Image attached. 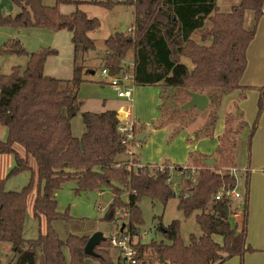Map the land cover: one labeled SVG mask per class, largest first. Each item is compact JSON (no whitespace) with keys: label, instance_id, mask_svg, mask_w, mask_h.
Here are the masks:
<instances>
[{"label":"trees","instance_id":"16d2710c","mask_svg":"<svg viewBox=\"0 0 264 264\" xmlns=\"http://www.w3.org/2000/svg\"><path fill=\"white\" fill-rule=\"evenodd\" d=\"M10 1L18 11L6 16L0 13V27L67 30L74 56L95 49L88 34L99 27V21L88 18L78 8L63 15L60 5L93 4L106 10L118 5L132 7L134 23L130 35L114 33L103 41L102 69L110 76L128 70L126 59L131 53L135 85L205 92L208 105L215 106L220 103L221 92L239 90L236 103L245 98L240 81L247 66L246 51L264 14V0H239L225 13L219 11L217 0H53L52 6H47L45 0ZM248 13L251 17L247 24ZM196 34L198 40L194 39ZM0 54L27 59L23 67H12L8 75L0 71V125L6 130L5 140H0V155L14 157L10 176L24 171L31 174L26 186L17 192L6 191L5 180H0V244H8L11 253L5 264H111L108 240L94 248L95 256L90 257L84 253L88 238L70 235L61 240L52 226L68 217L67 212H56L54 194L70 180L76 181L75 194L111 191L113 198L105 218L113 220L117 210L126 209L131 234L142 224L139 203L143 198L163 206L175 198L183 217L194 216L199 234H190L186 243L180 237L177 220L167 226L159 224L161 240L136 242L138 264H223L233 257L242 261L246 253L254 252L246 244L247 176L239 222L231 225L229 213L224 214L231 202L215 201L214 197L221 189L236 188L234 174L221 173L215 164L205 165L206 158L199 161L200 167L194 171L175 168L182 173L175 195L166 185L168 167L153 172L147 166L133 170L122 161L125 149L116 112L82 113V136H72L71 120L83 105L78 92L85 81L75 59L72 78L60 80L44 75L45 62L57 54L55 49L28 53L20 42L11 40L2 45ZM182 59L188 60L190 67ZM256 89L257 114L248 127V151L264 111V84ZM215 119L216 114L210 127ZM246 126L242 123V128ZM15 146L22 149L23 156ZM33 192L32 215L38 222L45 221V230H39L35 239L26 240L23 226L27 199ZM124 193L127 201L121 198ZM215 237L221 238V242H216Z\"/></svg>","mask_w":264,"mask_h":264},{"label":"rangeland","instance_id":"374dc122","mask_svg":"<svg viewBox=\"0 0 264 264\" xmlns=\"http://www.w3.org/2000/svg\"><path fill=\"white\" fill-rule=\"evenodd\" d=\"M238 1L217 0V7L220 12L225 13ZM44 3L47 6L54 5L53 0H45ZM77 8L83 11L88 18H96L99 21V27L88 34L95 45L93 51L77 52L74 56L70 33L67 30L53 31L38 28L17 30L10 26L0 27V48L4 43L11 40L20 42L28 53L36 52L40 48H55L58 55L47 58L44 74L47 77L62 80L72 78V62L75 59L82 68V78L89 81L82 83L79 87V98L83 105L79 113L71 120L72 136L75 138L82 136L84 130L81 119L82 113L100 114L113 111L117 112L120 117L127 114L128 118L121 119V122L131 123L135 134L139 132L145 135L142 141L134 144V157H129L124 153L121 158L127 164L130 162L133 170L138 165L149 167L151 172L159 167H169L171 170L179 167L194 169L200 167L199 157L203 154L207 155L208 159L215 161L214 164L221 173L229 171L235 174L238 192H245V178L247 176L248 239L254 244H261L264 235L262 232L264 195L258 192L251 193L250 180L252 173H256L255 171H264V136L261 134L262 129L260 127L264 111L259 116L249 151L247 148L248 127L255 121L257 114L256 89L243 86L246 91L245 98L239 103H236L240 94L239 90L221 92L220 103L217 106L210 104L203 111L194 108L182 109V106L189 100L188 94L185 93L186 90L165 88L163 85L157 87L135 85L133 101L120 100L109 87L101 84L100 72L103 62L100 59H102L105 52L103 41L106 38L114 33L130 35L131 32L129 31L134 23L133 8L118 5L111 10H106L98 5L81 4L78 7L60 5L59 11L63 15H68ZM17 11V8H13L10 14L14 15ZM0 13L2 16L7 15L3 10H0ZM250 17L251 15L248 13L247 24ZM194 39L198 40V34L194 35ZM253 41L257 50V60L259 61L262 58V61H264V15L260 18L258 28L251 42ZM26 61L25 57L0 54V71L2 74L8 75L13 66L23 67ZM126 61L130 66L132 63L131 53L128 54ZM181 62L190 67L188 60L182 59ZM91 71H94L92 76H90ZM250 90L256 92L250 94ZM205 94L204 92L201 95ZM235 103L237 108L242 111V120L247 125L243 130L242 120L239 110L234 105ZM215 114L216 119L210 127L209 123ZM134 122L137 123L135 126H133ZM221 134L222 136H220ZM219 136L221 139H219ZM5 137L6 130L0 125V140H5ZM233 144L234 151L232 150ZM15 149L21 156L24 155L20 147L15 146ZM14 164L15 161L12 155H0V180H5L6 191H20L26 186L31 176L27 171L10 176ZM30 166L33 169L35 168L32 160H30ZM76 189V181L70 180L65 182L54 194L56 212L60 214L67 212L68 215L66 219L57 220L52 224L61 240H65L70 235L89 239L95 234H100L105 240H109L120 229H123V231L129 229L128 216H126V209L124 208L117 210L113 220L105 218L108 206L113 198L111 191L104 190L102 193H97L94 199H91L85 192L75 194ZM34 196L35 192L29 195L27 199L23 226V238L26 240L35 239L39 230L42 233L45 230V221L38 222L32 215ZM121 198L123 201H127V194L124 193ZM176 205L177 200L175 198L170 199L165 206L157 201L143 198L139 203L142 224L133 230L136 231V238L133 241L135 240L140 244H148L152 240L159 241L162 239L158 230L159 224L167 226L175 220L180 223V237L184 243L188 241L190 234L198 235L199 229L194 216L183 217L182 213L177 210ZM241 207L242 199H235L229 205L228 213L231 225L235 224L232 215L235 210L241 214ZM117 222L120 224L118 225ZM108 252L111 264H118V250L109 246ZM10 255V246L1 243L0 263L5 264ZM226 264H264V251L258 252L256 250L246 253L242 261L234 258Z\"/></svg>","mask_w":264,"mask_h":264},{"label":"built area","instance_id":"2783aa9c","mask_svg":"<svg viewBox=\"0 0 264 264\" xmlns=\"http://www.w3.org/2000/svg\"><path fill=\"white\" fill-rule=\"evenodd\" d=\"M100 79L101 82L106 83V85H108V87L112 90V92L116 95L118 99L126 100L127 102L133 101V91L135 84L133 81L132 63L129 66L128 70H123L116 76H110L108 75L107 70L102 69L100 72ZM123 118L127 119L128 115H123ZM118 133L121 136V144L125 149V153L129 155V157H134L133 147L134 144L137 143L138 134L137 132L136 134L134 133V129L132 128L131 123H127L126 121H124L123 123L121 122L120 126L118 127ZM127 167L132 168V164L129 162L127 164ZM138 167L142 168L140 165H138L136 168ZM163 168L164 167H159L158 169L161 170ZM169 170L171 169L169 168ZM173 170H175V168ZM173 170H171V172L169 171V175L166 179V185H168L176 195L179 192L182 173ZM194 170L195 168L192 169V171ZM214 199L215 201L227 200L232 202L235 199L241 200L242 194L238 192L236 188L232 190L221 189L214 197ZM115 214H117V211L115 212ZM126 216H128L127 212ZM117 224L119 225L120 223L117 222ZM135 238L136 232L134 234H131L129 229H126V231L120 229L118 232H116L113 236L109 238L108 241L110 246L117 249L119 252L118 264H138L134 249L136 241H133V239Z\"/></svg>","mask_w":264,"mask_h":264},{"label":"crops","instance_id":"0c3cea01","mask_svg":"<svg viewBox=\"0 0 264 264\" xmlns=\"http://www.w3.org/2000/svg\"><path fill=\"white\" fill-rule=\"evenodd\" d=\"M85 1V0H84ZM88 1V0H86ZM3 11H5L6 14H10L8 13L5 9H2ZM12 10H13V7H12ZM263 12H264V3H263ZM264 15V14H263ZM262 15V16H263ZM261 16V17H262ZM260 21V19H259ZM259 24V22H258ZM257 28H258V25H257ZM131 29V28H130ZM70 38H71V34H70ZM42 49V48H40ZM53 49V48H52ZM55 49V48H54ZM56 50V49H55ZM57 51V50H56ZM105 54V53H104ZM104 54L102 55V59H100L102 62H103V57H104ZM58 55V51H57V54L54 55L57 56ZM257 50L256 48L254 47V41L251 42L247 48V51H246V59H247V66H246V69L243 73V76H242V79L240 81V85L243 87H253L254 89L262 86L264 84V61H262V58L261 60H257ZM261 57V56H260ZM49 58V57H48ZM47 61V60H46ZM19 66V65H18ZM14 67V66H13ZM45 69H46V62H45V65H44V72H45ZM72 69H73V62H72ZM102 70V68H101ZM45 75V74H44ZM94 75V71H91L90 72V76ZM46 76V75H45ZM52 78V77H51ZM57 79V78H56ZM62 80V79H60ZM84 82H88L89 80H87L86 78H84ZM103 86H107L106 83H101ZM142 87L146 86V85H141ZM157 86H162V85H154L153 87H157ZM148 87V86H146ZM257 91V89H256ZM255 90H250L249 92H251L250 94H254L256 92ZM134 92V91H133ZM78 97H79V92H78ZM257 98H258V92H257ZM80 99V98H79ZM208 106V105H207ZM237 110H239V113H241V115L243 116L242 114V111H240L239 108H237ZM117 113V112H116ZM120 113V111H119ZM125 113V112H123ZM242 120V119H241ZM242 123H245L243 120H242ZM135 123L133 124V126H135ZM260 127L262 129L261 131V134L264 136V117H262L261 119V123H260ZM243 130V128H242ZM240 133V132H239ZM138 136L139 135H142L141 133L137 132ZM223 134V133H222ZM222 134L220 136H222ZM219 136V139H221ZM144 138H145V135H144ZM143 138V139H144ZM203 154L200 155L199 157V161L203 160L204 158L208 159L207 158V155H203V157H201ZM256 173H252L251 175V180H250V189H251V193H260L262 195H264V171L260 172V171H255ZM244 192V191H243ZM243 192H240L241 194H243ZM239 216H240V213H237V211L235 210V213L232 215V217L234 218V221L235 223L239 222ZM248 225H249V218H248V212H247V234H246V244L249 245L254 251H264V235L262 236V242L261 244H254L252 243V241H250L248 239ZM262 232L264 234V224L262 225ZM214 240L218 243L221 242V238H218V237H215ZM253 245V246H252ZM234 258H237L239 259L238 257H233L231 259H234ZM231 259H229L228 261H230ZM226 261V263L228 262ZM224 263V264H226Z\"/></svg>","mask_w":264,"mask_h":264},{"label":"water","instance_id":"95a60500","mask_svg":"<svg viewBox=\"0 0 264 264\" xmlns=\"http://www.w3.org/2000/svg\"><path fill=\"white\" fill-rule=\"evenodd\" d=\"M5 9L8 13L12 11V4L10 0H0V10ZM189 96V100L182 106V109L186 108H194L198 111H203L207 105H208V99L205 95L197 94V93H192V92H187ZM118 121L121 123V119H123V115L120 117L118 115ZM144 138V135H139L137 137V142L142 141ZM213 159H205L203 160V163L207 166H212L214 164ZM88 196L91 199H94L96 197V194H88ZM224 214L227 216L228 215V210H224ZM104 241V238L100 234H95L92 237H90L87 240V243L84 247V253L87 256L93 257L95 256L94 253V248L99 246L102 242Z\"/></svg>","mask_w":264,"mask_h":264}]
</instances>
